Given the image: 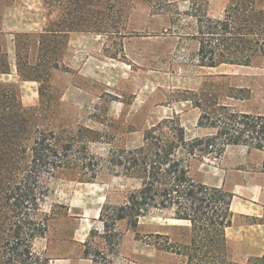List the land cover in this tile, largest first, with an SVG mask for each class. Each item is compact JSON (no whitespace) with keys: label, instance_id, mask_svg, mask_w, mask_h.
<instances>
[{"label":"trees","instance_id":"obj_1","mask_svg":"<svg viewBox=\"0 0 264 264\" xmlns=\"http://www.w3.org/2000/svg\"><path fill=\"white\" fill-rule=\"evenodd\" d=\"M45 1L63 9L61 26L48 29L57 36L62 30L123 29L121 16L131 0ZM147 1L153 14L168 17L166 32L198 43L190 57L198 66H249L264 57V4L260 0H230L217 16L209 13L208 0H188L184 10L174 0ZM57 66L50 64V68ZM6 67L0 72H6ZM192 104L200 109L197 126L213 132L190 136L172 114L144 129L138 145L111 147L99 156L90 150L89 138L80 130L62 136L63 132L31 125L30 108L23 107L11 89L0 90V264H47V258L35 251L34 241L48 230L50 214L42 205L50 194V181L72 176L93 182L102 174L133 182L121 203H107L100 210L101 237L106 243L110 228L125 221L137 240L179 256L182 264H264V252L245 262L231 260L226 230L233 220V194L196 180L192 173L195 162L218 159L230 145L261 151L260 171L264 172V114L237 111L203 94ZM153 212H166L186 222L189 239L141 235L137 231L140 218ZM151 237L156 240H146ZM87 242L84 255L91 256Z\"/></svg>","mask_w":264,"mask_h":264},{"label":"rangeland","instance_id":"obj_2","mask_svg":"<svg viewBox=\"0 0 264 264\" xmlns=\"http://www.w3.org/2000/svg\"><path fill=\"white\" fill-rule=\"evenodd\" d=\"M174 1L180 10L188 5V0ZM229 1L208 0L209 13L220 15ZM14 2L0 0V29L42 27L56 30V25L59 26L63 20V9L60 6L53 7L45 0H18L13 6ZM260 4H264V0H260ZM5 10L6 19L4 26H1ZM121 20L124 22L123 29H100L103 32V52L108 59L101 67L94 62L96 74L87 84L88 92L74 90L64 99L65 105L59 102L58 93L64 81L61 85H54L50 74V64L58 65L56 60L62 52L63 39L52 33L42 38L37 34L24 33L15 37L19 71L22 77L36 80L38 83L33 85H38L41 93L40 102L29 109L31 125L40 129H53L60 134L63 132L62 136L80 130L89 138L90 150L105 156L111 147L138 145L144 129L172 114L179 117L190 136L213 132L197 126L200 109L194 107L192 101L202 94L237 111L264 114V57L256 58L249 66H198L190 60L198 43L180 40L178 36L166 32L168 17L153 14L147 0H131ZM10 38L0 34V70H5L4 66L9 69L6 50L12 47ZM61 68L68 70L64 65ZM16 79L15 75H0V90L11 89L19 97ZM258 155L262 156V152L248 150L241 145H230L218 159L209 157L195 162L192 173L196 180L207 169L209 173H216L217 170L210 166H216L224 156L234 163L243 157L250 171L259 172L261 164L257 163ZM234 166H240V163L236 162ZM49 187L50 194L42 205V210L50 214L48 230L44 237L34 241L35 251L43 258L42 252L50 241H59V238L57 240L55 236H50L51 230H56L54 223L58 218L79 215L85 220L93 219L99 215L104 204L121 203L127 191L133 187V182L105 174L93 182L61 176L52 179ZM255 193L248 187L234 198L235 216L233 227L228 232L232 242L228 249L231 260L235 262H245V255L253 248L263 246L257 241H244L251 234L247 231L249 224H264V206L260 202L254 204ZM94 226L102 227V233L93 228L86 240L94 264H109L111 260H114L112 264H133L130 261L144 264L148 260L151 264H182L179 256L137 240L135 232L128 229L125 221L118 222L115 229L110 228L109 243L101 237L103 223L96 222ZM186 226V222L174 220L169 213L153 212L140 218L137 231L141 235L159 233L168 235L172 241H185L189 239V233L184 230ZM256 227L258 230L253 235L257 232L262 234V228ZM128 231L131 236L126 239L124 234ZM65 232L68 233V230ZM146 240L154 242L156 239L151 237ZM49 253L55 255L59 251L50 249ZM130 253L136 260L131 258Z\"/></svg>","mask_w":264,"mask_h":264},{"label":"crops","instance_id":"obj_3","mask_svg":"<svg viewBox=\"0 0 264 264\" xmlns=\"http://www.w3.org/2000/svg\"><path fill=\"white\" fill-rule=\"evenodd\" d=\"M17 1L18 0H15L13 6L17 4ZM6 10L2 14L1 26H4L7 12ZM40 23L43 24L41 20ZM40 28L41 29H0V34L2 36H11L10 41L12 43V47L6 50L8 60L10 61L8 64L9 69L6 72H0V75L16 76L20 103L25 108L35 107L36 104L40 102L41 93L38 85H33L38 82L31 78L22 77L19 71L18 47L15 37L20 33H24L28 35L37 34L40 38H42L48 33V29H43L42 27ZM56 33L58 34V38L63 39V43H61L62 52H60L61 54H59L58 59L56 60L58 66L50 68V74L52 77L51 83L54 85L59 83V85H61L62 81H64V84L60 87L58 93L59 102L65 105L64 99H67L66 96H68L69 93H73L74 90H79L83 93L88 92L89 86H87V84L92 81V75L96 74V71L93 69V65L99 64L101 67L102 63L108 59V56L103 52V32L62 30ZM29 63L31 62L29 61ZM61 65L68 67V70L61 68ZM99 75H101V72ZM2 78L5 80V77ZM236 162L240 163V166H234ZM235 163L232 159H229V157L224 156V158H222L216 166H210L211 169L217 170L216 173H214V171L209 173L210 171L207 169L206 173L200 175L198 181L210 186L222 187L223 189L231 192L233 194L231 205L232 211L234 198L237 193L248 187H251L256 191L254 195L255 197H253L254 204L260 202V205L264 206V172L260 170L259 172L250 171L248 166H245L243 157H241L240 160L236 159ZM257 163H262L261 155H258ZM234 216L235 212L233 211V217ZM96 222L102 223L99 219V215L90 220H85L79 215L68 218H58L54 223L56 230H51L50 236H55V239L57 240L59 238V241L50 239V244H48L42 252L45 258H47V264H94V261L90 256L84 255V243L93 228H95L98 233H102V227L94 226ZM249 226L250 227L247 231L251 234L250 237L246 238L244 241H257L259 243H263V246L259 245V247L253 248L250 253L245 255L246 258L260 256L264 252V224H249ZM256 226H260L262 228V234L257 232L256 235H253V232L258 230L256 229L258 228ZM232 227L233 223L226 230V241L228 247L230 242H232L228 233ZM66 230H68V233L65 232ZM130 236L131 233L129 231L124 234L126 239H129ZM50 249L58 250L59 253H55V255L52 253L50 254ZM129 255L131 258L135 259V256L132 253ZM155 256L156 249H154V258ZM123 259L125 260V258ZM112 262H114V260H111L109 264H112ZM130 263L139 264L140 262L130 261ZM143 263L151 264V261L148 260Z\"/></svg>","mask_w":264,"mask_h":264}]
</instances>
